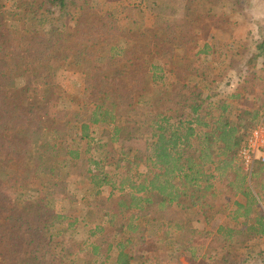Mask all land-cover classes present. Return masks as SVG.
<instances>
[{
  "label": "trees",
  "instance_id": "trees-1",
  "mask_svg": "<svg viewBox=\"0 0 264 264\" xmlns=\"http://www.w3.org/2000/svg\"><path fill=\"white\" fill-rule=\"evenodd\" d=\"M210 3L222 17L198 13ZM101 4L0 0V264H170L168 250L187 264H238L240 255L257 264L264 164L248 177L238 151L264 124V39L211 43L200 19L227 31L249 0H185L179 32L148 31L150 39L122 47L110 43L127 37L126 20L143 8ZM178 49L184 67L174 64ZM54 58L88 73L93 105L77 126L58 108ZM232 69L252 85L225 93ZM48 119L56 122L45 136ZM34 139L43 143L32 155ZM63 152L86 181L79 219L58 209L66 192L52 165ZM24 160L17 188L6 190ZM184 211L198 212L209 228L221 215L229 222L200 232L185 225ZM83 224L85 238L72 245Z\"/></svg>",
  "mask_w": 264,
  "mask_h": 264
},
{
  "label": "rangeland",
  "instance_id": "rangeland-1",
  "mask_svg": "<svg viewBox=\"0 0 264 264\" xmlns=\"http://www.w3.org/2000/svg\"><path fill=\"white\" fill-rule=\"evenodd\" d=\"M185 0H99L103 7H112L115 9H121L122 6H127L131 4L132 6H140L143 8L138 14H133L130 16L132 20L127 21V37L114 41L110 44H116L118 46H126L127 43H137L143 42L149 38L148 31L164 32L170 27H175L173 30L179 32L180 26L175 25V20L180 11L181 5ZM9 8V5H6ZM198 13L200 15L209 14V16L220 17L222 10L215 4H205L204 6L198 7ZM222 17V16H221ZM201 21L204 22L202 29V38L208 42H230V41H243V40H254V39H264V0H249V5L247 11L242 15H234L232 19L227 22L228 30H222L216 28L213 25V21H206L203 16H201ZM180 44L176 43L178 47ZM100 46L107 51L109 42L102 40ZM174 64L184 67L186 66L188 59L184 56L180 49L174 55ZM53 71V83L55 86V92L58 95V108L64 109L68 112L71 122L77 126V123H81L84 119V114L93 105V95L90 92V88L87 85V75L88 73L84 70L83 66L73 59L66 61H61L58 58H54L51 62ZM259 69L264 67V61L259 63ZM236 76L233 78L232 83L226 88L225 93H231L236 88L248 87L252 85V80L248 83L242 79L241 75L237 74V69H232ZM54 119L47 120V129L45 136H48L52 128L55 125ZM62 123V122H61ZM78 124V125H79ZM102 130L100 128H92L91 135L97 138L98 141H104L101 136ZM43 141L34 139L29 144V153L36 154L40 151ZM65 152L58 162L57 166L59 171L60 188L66 192V198L58 202V209L62 211L63 214L70 218L79 219V214L83 208L84 201L82 198L86 190V181L82 177L77 176V172L74 168L68 165L69 157H67ZM29 162V161H28ZM27 161H20L16 166V170L13 171L12 177L15 178L9 181L4 188L6 190H13L17 188L18 179L20 175L23 174L24 168L28 164ZM50 166V167H52ZM105 195L107 193L105 192ZM264 212V206H261ZM184 223L187 227L195 229L200 232H207L215 229L218 225H227L228 219L224 216H218L216 226L214 228H209L205 225L203 218L198 212L195 211H184L181 212ZM11 222H18L15 224L18 230H23L20 227L24 226V220L18 216L12 217ZM19 224V226H18ZM87 228L85 224L77 228V232L73 236L71 243L75 244L76 241H82L86 236ZM205 245V244H204ZM264 251V247H263ZM171 256L170 264H187L184 262L183 258L178 257L175 251H170L166 253ZM245 258L243 255L239 256L236 260L238 264H246L243 260ZM211 262H199L198 264H210ZM257 264H264V256L261 261Z\"/></svg>",
  "mask_w": 264,
  "mask_h": 264
},
{
  "label": "built area",
  "instance_id": "built-area-1",
  "mask_svg": "<svg viewBox=\"0 0 264 264\" xmlns=\"http://www.w3.org/2000/svg\"><path fill=\"white\" fill-rule=\"evenodd\" d=\"M243 172L250 177L257 164H264V124L259 123L246 137L238 151Z\"/></svg>",
  "mask_w": 264,
  "mask_h": 264
}]
</instances>
